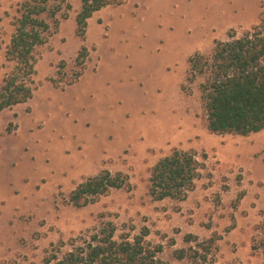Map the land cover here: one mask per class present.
Masks as SVG:
<instances>
[{"label":"rangeland","instance_id":"1","mask_svg":"<svg viewBox=\"0 0 264 264\" xmlns=\"http://www.w3.org/2000/svg\"><path fill=\"white\" fill-rule=\"evenodd\" d=\"M25 3L42 0H0V88ZM66 3L71 10L50 0L48 10H61L39 16L51 29L34 53L33 98L0 113V264H42L110 226L116 241L143 236L163 264H194L191 251L205 242L203 264H264V130L212 134L202 79H187L189 59L257 25L264 0H127L96 12L84 38L81 0ZM174 150L204 167L186 200H154L151 170ZM103 170L126 175L129 189L69 204Z\"/></svg>","mask_w":264,"mask_h":264},{"label":"trees","instance_id":"2","mask_svg":"<svg viewBox=\"0 0 264 264\" xmlns=\"http://www.w3.org/2000/svg\"><path fill=\"white\" fill-rule=\"evenodd\" d=\"M23 5L25 12L16 21L15 32L6 48V59L12 64L0 88V113L25 104L34 95L36 75L35 50L46 43L45 34L50 25L39 16L45 12L55 17L61 7L48 10L47 3ZM68 10L71 6L66 0ZM127 0H81V10L76 17L77 35L84 38L88 20L106 7H119ZM39 3V2H37ZM68 15L65 14L64 18ZM231 40L218 41L211 55L195 54L189 59L187 79L198 78L201 98L207 115L208 130L212 134L249 136L264 130V11L259 23L245 31L240 37L234 32ZM83 47L77 57L81 68L87 58ZM82 72L76 77L81 76ZM204 165L194 152L174 150L162 158L151 170L149 195L157 201L173 199L184 201L194 191L196 180ZM128 177L123 173L113 174L103 170L97 176L84 180L70 194L69 204L86 207L113 190L129 189ZM264 226V223L262 224ZM148 231L144 232V236ZM116 228L108 227L94 235L90 243L74 246L63 254L48 252L42 264H163L143 245V236L115 240ZM186 242L196 241L186 236ZM210 242L201 244L202 252H208ZM59 251V250H57ZM162 247L157 248V252ZM192 250L194 264H203L205 254ZM178 259H184V250L176 251Z\"/></svg>","mask_w":264,"mask_h":264}]
</instances>
